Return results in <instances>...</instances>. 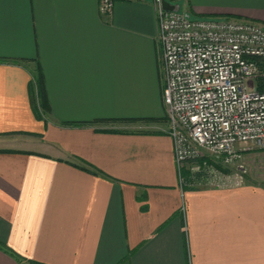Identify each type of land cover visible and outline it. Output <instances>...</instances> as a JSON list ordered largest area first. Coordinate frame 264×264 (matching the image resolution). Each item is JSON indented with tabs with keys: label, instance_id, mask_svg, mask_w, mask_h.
<instances>
[{
	"label": "crops",
	"instance_id": "obj_1",
	"mask_svg": "<svg viewBox=\"0 0 264 264\" xmlns=\"http://www.w3.org/2000/svg\"><path fill=\"white\" fill-rule=\"evenodd\" d=\"M161 1L264 26V0ZM158 36L154 0H0V264H264V193L183 183Z\"/></svg>",
	"mask_w": 264,
	"mask_h": 264
},
{
	"label": "built area",
	"instance_id": "obj_2",
	"mask_svg": "<svg viewBox=\"0 0 264 264\" xmlns=\"http://www.w3.org/2000/svg\"><path fill=\"white\" fill-rule=\"evenodd\" d=\"M161 2L154 0L162 100L178 169L206 155L238 163L241 144L264 149V90H258V80L264 86V26L192 18L164 10ZM99 4L109 14L113 0Z\"/></svg>",
	"mask_w": 264,
	"mask_h": 264
},
{
	"label": "rangeland",
	"instance_id": "obj_3",
	"mask_svg": "<svg viewBox=\"0 0 264 264\" xmlns=\"http://www.w3.org/2000/svg\"><path fill=\"white\" fill-rule=\"evenodd\" d=\"M262 87L261 89H264V86ZM164 111L166 114V108ZM164 123L166 132V117L163 120ZM238 149L242 154L238 163L227 164L220 155H206L203 159L183 164L180 166V172L184 185L190 190L250 186L264 193V149L251 144H241ZM204 170L209 173L205 174Z\"/></svg>",
	"mask_w": 264,
	"mask_h": 264
},
{
	"label": "trees",
	"instance_id": "obj_4",
	"mask_svg": "<svg viewBox=\"0 0 264 264\" xmlns=\"http://www.w3.org/2000/svg\"><path fill=\"white\" fill-rule=\"evenodd\" d=\"M38 82V84H39V81H37ZM258 84H259V87H258V90L259 91H263L264 89H261V88H263L262 87V80H258ZM41 93H42V90H41ZM67 125H69L70 127H83L85 124H83V123H75V124H67ZM187 175V174H186ZM188 178V177H187Z\"/></svg>",
	"mask_w": 264,
	"mask_h": 264
},
{
	"label": "water",
	"instance_id": "obj_5",
	"mask_svg": "<svg viewBox=\"0 0 264 264\" xmlns=\"http://www.w3.org/2000/svg\"><path fill=\"white\" fill-rule=\"evenodd\" d=\"M161 4H162V8L164 10H167V11H177V7L176 6H173V5L169 4L166 1H162Z\"/></svg>",
	"mask_w": 264,
	"mask_h": 264
}]
</instances>
